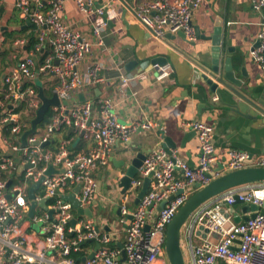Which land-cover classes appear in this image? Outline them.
Masks as SVG:
<instances>
[{
	"label": "built area",
	"instance_id": "built-area-1",
	"mask_svg": "<svg viewBox=\"0 0 264 264\" xmlns=\"http://www.w3.org/2000/svg\"><path fill=\"white\" fill-rule=\"evenodd\" d=\"M120 1L75 0L77 8L92 22L89 37L63 21L64 0L15 3L19 17L34 25L37 42L29 50L26 40L13 42L21 56L6 72L0 89V264H155L158 258L165 257L168 224L196 191L197 184L205 186L228 171L264 167V155L254 158L247 152L231 150L228 162L214 169L218 157L213 126L198 120L186 121L183 127L193 131L198 140L196 166L189 167L177 149L167 151L159 145L145 154L136 177L117 204L118 218L106 223V230L99 229L92 218L76 214L66 197L72 194L80 208H89L96 196L95 174L109 164L115 143H127L137 130L152 127L150 122L141 121L123 124L116 117L115 103L109 97L94 99L85 94L107 82L101 74L107 66L118 71L116 83L122 92L147 75L162 83L174 73L169 63L153 65L150 70L132 75L124 72L122 62L116 60L115 52L105 42L108 23L120 22ZM202 2L142 0L132 6L128 4V9L135 21L156 39L182 33L192 42L195 31L191 19ZM252 8L261 16V30L249 55L264 75V0H252ZM39 87L46 98L55 95L59 104L49 108L22 147L21 136L31 129L42 104ZM49 88L51 97L46 95ZM79 95L85 97L83 102L79 101ZM217 101L215 96L213 102ZM69 128L92 140L87 151L73 153L68 138L49 147L53 135ZM16 153L21 160L19 174L12 157ZM49 168L56 172L47 175ZM150 173L147 193L131 209ZM9 180L12 183L7 188ZM40 180L41 191L35 192L34 201H44L45 208L37 206L29 217L28 188ZM73 186H80L78 193L66 192ZM162 201H167L165 206L156 211ZM236 202L261 207L264 182L231 189L196 210L181 230V243L190 252L186 264H264V214L234 223L232 215H225V207ZM129 214L131 220L127 219ZM72 219L77 220L75 225L71 224ZM35 227L37 232L33 230ZM29 234L36 241L34 244ZM85 243H97L99 247L92 258L82 260L94 251Z\"/></svg>",
	"mask_w": 264,
	"mask_h": 264
},
{
	"label": "crops",
	"instance_id": "crops-1",
	"mask_svg": "<svg viewBox=\"0 0 264 264\" xmlns=\"http://www.w3.org/2000/svg\"><path fill=\"white\" fill-rule=\"evenodd\" d=\"M16 1L0 0V89L2 76L21 56L15 50L13 42L24 39L28 44L30 36L35 32L33 24L19 17ZM140 1L142 0H131L128 4L132 6ZM120 2V22L108 28L105 42L115 52L116 60L122 62L124 72L129 75L145 72L151 66L166 60L173 67L174 73L162 83L154 82L152 76L147 75L142 80L129 84L125 92H122L116 83L118 71L107 66L101 73L107 82L95 86L85 94L94 99L109 97L115 103L116 117L123 124L134 121L152 124L149 129L137 130L129 142L115 143L109 164L95 174L96 196L89 208L92 220L101 230H106L105 224L111 223L112 218H118L114 211L121 198L120 180L137 154L145 155L159 145L165 148V139L170 138L177 145L175 149L180 158L189 167L196 166L199 155L196 135L190 136L183 147L180 146L184 135L191 132L183 127L186 121L198 120L213 126V142L218 157L217 163L213 164L214 169L228 162L231 150L247 152L254 158L264 155V124L260 119L247 120L222 106L220 99L213 102L216 95L209 92V87L198 76L201 73L197 68L199 64L205 68H209L211 64L208 51L210 43L197 40L196 36L194 41L189 42L181 33L168 34L164 40H158L135 21L126 1ZM61 16L73 30L90 36L92 22L77 8L75 0H64ZM260 22L261 16L253 10L252 0H203L191 19L194 31L199 28L206 36H211L218 24L222 25L224 47H235L236 51L232 55L225 52L220 68L223 69L225 59L232 56L234 78L242 82L240 88L233 87L264 103V75L249 55L251 47L257 44ZM199 51H204L203 56ZM46 92L47 96H52L51 88ZM65 138L71 140L70 148L73 153L87 151L92 145L90 138L69 128L53 135L49 147H55ZM12 157L18 165L19 174L22 172L19 168L20 154H12ZM77 187L68 188L66 192H79ZM40 189L35 192H40ZM135 206L133 201L130 208ZM155 210L158 211L157 208ZM33 230L37 232L38 228ZM28 237L33 244L36 242L30 234ZM86 245L90 251L95 247L94 243ZM181 248L187 263L190 260L188 246L181 243ZM155 264H167V260L161 257Z\"/></svg>",
	"mask_w": 264,
	"mask_h": 264
},
{
	"label": "water",
	"instance_id": "water-1",
	"mask_svg": "<svg viewBox=\"0 0 264 264\" xmlns=\"http://www.w3.org/2000/svg\"><path fill=\"white\" fill-rule=\"evenodd\" d=\"M125 1L127 5L131 0ZM108 26L112 27L113 23L109 22ZM195 36L197 40L210 43L208 51L210 52L211 56V64L209 65V68H205L204 65L199 63L197 67L201 70V73L198 74V76L202 80V82L209 87V92L211 94H215L218 99H220L222 106L228 108L229 111L233 112L234 114L241 116L247 120L260 119L261 123L264 124V103L260 100H254L246 96L243 92L237 91L235 87H233L236 86L237 88H240L242 86V82L234 78L231 66L232 56H228L225 59V67L223 69L220 68L221 59L225 52H227L229 55H232L236 51L235 47H224L222 25L218 24V26L214 28L211 36H206L203 30L195 28ZM203 53L204 51H199V54L201 56H203ZM165 63L166 60H164V62H160L159 65ZM4 76L5 75H3L2 78H4ZM38 93L42 104L36 113V117L31 122V129L25 132L22 136V147L26 145L27 136L33 133L36 126L44 120V117L49 111V108L59 104L58 99L55 95H53L51 98H46L41 87L38 88ZM78 98L81 102L85 100L83 95H80ZM194 135L195 133L193 131L185 134L180 146L183 147V143L187 141L190 136ZM176 146L177 145L170 138L165 139V149L167 151L170 149H175ZM144 158L145 155L143 153H139L131 160L130 165L127 167L120 180V187L122 189L121 195L125 194L129 189L131 181L136 177L138 169L142 166ZM54 172L56 171L52 168H49L46 174L50 175ZM151 177L152 173H150L148 177L143 180L142 186L136 198L134 199L135 205H137L140 199L147 193L151 182ZM41 181L42 180L32 184L29 188L27 197V200L30 201V209L28 213L29 217L33 216L37 206H40L43 209L45 208L44 201L40 203H36L34 201L35 191L40 188ZM259 182H264V167L249 166L221 174L220 176L212 179L205 186L197 184L196 191L184 202V204L180 206L166 228L164 253L167 264H186L181 248V230L185 223L189 220V218L196 212V210H198L213 198L231 189ZM11 183V180H9L7 183V188H9ZM79 190L80 186L77 187V191ZM7 198H10L9 194L7 195ZM172 198L173 197L171 196L169 200H171ZM66 199L72 204V207L77 215L92 218V212L90 208H80L79 203L74 198V195L71 194L67 196ZM166 202L167 201L160 202L157 206V210L160 211L165 206ZM225 208L227 209L225 215L227 217L232 215V220L234 223H239L241 221L246 222L249 219L254 218L258 213L264 214V203L261 207H258L253 204L241 205L239 202H236V204L232 207ZM237 208L238 211L236 210ZM114 212H116V214L119 216L120 212L118 208ZM127 219L131 220L132 215L129 214L127 216ZM76 222V219L71 220L72 225H75ZM98 247L99 244L95 243L94 251L89 253L86 257H83L82 260L92 258L95 250H97ZM124 259L125 257L123 255L122 260L124 261Z\"/></svg>",
	"mask_w": 264,
	"mask_h": 264
},
{
	"label": "trees",
	"instance_id": "trees-1",
	"mask_svg": "<svg viewBox=\"0 0 264 264\" xmlns=\"http://www.w3.org/2000/svg\"><path fill=\"white\" fill-rule=\"evenodd\" d=\"M36 42H37V39H36V33L34 32V34H32V35L30 36V38H29V42H28V45H27V49L29 50V49L33 48L34 45L36 44ZM5 133L8 134L7 131H6ZM86 244H87V243H85V245H86ZM73 256H75L77 262H80V261H81L80 259L78 260V257L76 256V254H74Z\"/></svg>",
	"mask_w": 264,
	"mask_h": 264
},
{
	"label": "rangeland",
	"instance_id": "rangeland-1",
	"mask_svg": "<svg viewBox=\"0 0 264 264\" xmlns=\"http://www.w3.org/2000/svg\"><path fill=\"white\" fill-rule=\"evenodd\" d=\"M111 221L114 222V218H112Z\"/></svg>",
	"mask_w": 264,
	"mask_h": 264
}]
</instances>
